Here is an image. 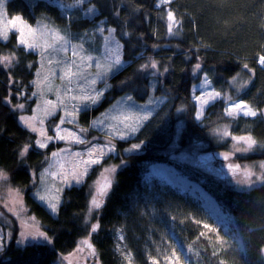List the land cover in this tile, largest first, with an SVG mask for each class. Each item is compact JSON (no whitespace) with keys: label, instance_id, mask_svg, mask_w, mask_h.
Masks as SVG:
<instances>
[{"label":"trees","instance_id":"obj_1","mask_svg":"<svg viewBox=\"0 0 264 264\" xmlns=\"http://www.w3.org/2000/svg\"><path fill=\"white\" fill-rule=\"evenodd\" d=\"M60 3L64 7L53 0H7L6 10L9 15H22L29 23L38 18H49L55 26L64 27L72 34L89 30L103 18L108 19L107 27L120 26L115 35L122 45L124 67L108 75L107 83L111 87L105 91L101 102L89 111L79 112L78 120L88 135L94 132L89 119L120 95L129 94L144 102L152 88L153 97L161 99V103L144 120L139 132L126 141L115 142L116 157L108 156L94 167L82 185L64 188L58 213L53 216L35 200L36 183L33 185L29 179V172L36 174L37 182L49 154L60 147V143H51L46 149L33 147L23 162L16 159L14 150L29 140L34 141L36 136L18 124L20 110L13 112L3 102L9 94L8 80L5 72L0 71V166L9 173V184L22 190L23 200L42 224V231L54 236L56 241L55 251L52 246L37 248L26 242L24 247L18 248L13 243L3 264L9 259L14 264H53L54 261L57 264V253L62 256L71 253L78 240L87 233L84 216L97 169L110 159L120 164L98 211L100 228L91 236L98 264H127L120 251L130 252L133 264H149V256L155 257L154 249L161 241L159 236L163 228L167 232L173 228L187 246L190 264H264V183L248 189H221L222 184H216L212 179L203 183L233 216L243 244L242 252L227 235L206 229L205 226L213 222L198 201L168 186L154 185L149 194L144 182L149 164L158 161L173 164L177 170L200 182L197 178L200 167L193 162L178 161L176 154L193 153V146L200 141L209 150L218 148L219 142L211 137V128L217 124L228 125L232 134L252 135L258 145H264V116L227 118L223 113L225 100H217L206 107L204 116L197 122L194 120L196 104L192 98V88L199 75L207 74L213 87L225 93L233 76L247 73L242 70V65L248 63L255 69V74H251V82L237 98L245 100L257 111L264 107V68L256 63L257 55L264 53V0H174L165 7L176 10L177 19L181 21L176 36L167 33L166 18L161 19L163 9H155L154 0H90L75 7V0H60ZM118 7L121 10L116 18L112 12ZM88 8L96 9L94 15H85ZM145 14L150 17L147 22ZM122 31L129 35H122ZM15 43L14 33L6 44L0 43V54L15 51L19 58V66L11 69L13 79L18 81L11 88L13 105L34 100L27 99L33 92L34 86L30 82L38 67L37 54L16 49ZM197 56L203 67L201 72L193 75ZM149 59L161 62L159 72H163L165 66L169 71L156 76L135 71ZM28 65L32 67L28 68ZM18 89L26 93L19 100L15 98ZM178 107L184 111L178 112ZM132 142L143 143L137 152H124ZM196 151L195 154L208 152L201 148ZM248 157L264 160V147L256 148ZM199 158L202 161L204 156L199 155ZM122 161L125 166L121 168ZM24 165L28 171L21 170ZM145 194L152 203L154 220H150L147 210L143 212L141 197ZM9 219L12 220L11 237L14 240L19 228L12 216ZM117 233L122 236L121 250L115 247Z\"/></svg>","mask_w":264,"mask_h":264},{"label":"snow or ice","instance_id":"obj_2","mask_svg":"<svg viewBox=\"0 0 264 264\" xmlns=\"http://www.w3.org/2000/svg\"><path fill=\"white\" fill-rule=\"evenodd\" d=\"M53 2L58 3L60 7H64V5L60 3V0H53ZM89 2L90 0H75L73 7ZM173 2L174 0H154L153 7L157 10L163 9L161 19L166 18L167 33L171 36H176L179 35V32L177 30L181 25V21L177 19L176 10L170 7H165L171 5ZM6 5L7 0H0V24H2V28H0V43L6 44L10 39V35L14 33L16 34V43L14 46L16 49L23 48L26 53H38L42 60H46L47 65L49 66L53 65L54 63L64 65L62 73L59 77L61 81H66V87L63 95L67 98V101L75 102L71 104V110H69V104L66 103L65 99L60 98L59 93H57L56 100H43L45 118L56 115V110L58 108L63 112L59 122L53 128L55 136L47 135L45 129L43 128V125L45 123L44 119L37 120V117L35 115H18V124L27 131L38 133L39 138L35 139L34 141L29 140L15 149L14 154L16 156V159L19 162H23L33 147L37 149H46L48 148L49 144L53 143L54 141H64L69 145H87L84 151H72V149L69 147L59 149L51 153V157L53 158L67 153L75 161L71 169H65L63 164L60 165L61 172L59 173V179L64 188L71 189L74 186H80L84 183V178L88 175L92 167L101 163L102 157H104L108 153H115V145H111L110 143H93L92 140H88L85 136L80 134L86 132V129H80L78 133L67 128H62L61 126L65 123L75 125L77 113L81 111H89L92 107L101 102L102 98L105 95V91L109 90L111 87L107 83L109 72H119L124 67V62H122L120 55V49L122 48V45L119 42H115V55L111 56L106 65L102 64L99 58H95L96 62L95 64H93L92 61L94 60V57L92 55L84 54L85 50L83 45H81L79 49L72 47L71 54L73 59L71 61L55 58L53 56V53H67L69 51V41L65 38V36L60 35L59 32L49 33L48 35L52 38L53 42L48 43L47 40L41 42L40 39H38L36 36L38 30L29 25L22 15H9L6 10ZM120 10L121 9L118 7L115 11L112 12V16L118 18L120 15ZM95 12V8H88L85 15H94ZM101 16H103V13H101ZM144 19L145 22H147L150 17L145 14ZM107 23V18L100 19L99 22L95 25L96 31L103 32L107 30L109 32H116L117 27H120L118 25L106 29L104 26ZM122 35L127 36L129 35V33L126 31H122ZM109 54L110 53L106 55ZM77 57H79V60L82 61V63L77 62ZM187 58L191 59V57ZM196 60L197 62L195 63L192 70L193 75L201 72L203 67L200 62L199 56L196 57ZM256 63L261 68H264V53L257 55ZM38 64L39 67H44V64L42 62L38 61ZM18 66L19 58L16 56L15 51H13L11 54H0V71H4L7 76L9 91L8 96L4 99L3 102L13 112L17 110L23 111L25 109V104L23 103H17L15 105H13L12 103L13 95L11 88L12 85L17 84L18 81L13 79L11 69ZM160 66V61L149 59L146 63L141 64L135 71L146 73L151 76H156L158 74L163 75V73L169 71L168 67L165 66L163 67V72L158 73V69ZM27 67L31 68L32 65H28ZM93 67H95L97 71L94 75L90 76L88 70L92 69ZM242 70L247 71L253 76L255 74V69L251 68L248 63H244L242 65ZM52 74L55 75V72H53ZM34 75L36 77H39L41 75L39 69L34 73ZM44 79L47 80L48 77L45 76ZM232 80L236 81V76H233ZM250 82V80L244 81L243 84H241V88L246 87ZM30 83L39 89L40 85L38 80L33 79ZM98 83L102 84L103 87L97 88L96 85ZM211 84L212 82L208 79V75L205 74L202 84L194 85L193 87H199L203 89L210 87ZM49 91H51V88H49ZM40 94L41 93H39L38 91H34L28 98L31 99L32 97H36ZM25 95L26 93L22 89H18L15 98L19 100L20 97H23ZM217 100H225L227 102L226 107L224 108V114L227 117L235 119L240 116L253 118L257 117L258 115L264 116V110L258 112L245 100H234L233 96L222 97L221 92L215 91L213 89L211 91H202L200 95L195 96V103L198 107L195 112L194 120L199 122L206 106L214 103ZM125 101L129 102L130 105L135 104L134 97L128 94H125L119 101H117V104H122ZM159 102L161 101L158 100L157 103ZM149 103H152L151 98L149 99ZM40 107V104L36 105V109H39ZM49 107L51 110H49ZM36 109H33V112H35ZM177 111L183 112L184 109L182 107H178ZM113 119L118 120L119 126H122L123 128V130H120L119 126H114L117 128L119 139L121 141H126L129 136H134L141 130V127L143 126L142 121L148 119V114H145L142 117L136 116L134 121L130 115H125L122 119L118 117H113ZM37 123L41 127H36ZM93 123H95V121ZM214 131L221 138H227L230 136V132L227 128L216 129ZM113 134L115 135L116 133ZM230 138L232 141L236 142L237 145H242V147H236L235 152L249 153L251 151H254L258 147H264V145H258L257 140L254 139L252 135H231ZM95 139L96 138L93 137V140ZM142 143L143 142L133 143L130 148H125L124 151L132 152L134 150L140 149ZM232 155L233 153L226 152L223 154V159L229 160ZM124 166L125 165L122 161L120 167L122 168ZM227 168L234 174L238 169L241 168V165H233L229 163L227 165ZM259 168L264 169V163L260 164ZM21 170L28 171L27 165H24ZM116 170L117 169L115 167H112L110 170L108 168H105L104 172L100 173V175L103 176L104 179L103 182L97 181V188L95 194L92 195L90 207L88 208L89 219H85L84 221L86 227L90 228L91 230L90 234L97 233L98 229L100 228L99 222H89L92 216V212L93 210L99 211L102 208L104 204V198L108 194V191L112 187L113 183L108 176L104 175V173L109 171L115 172ZM35 175L36 174L34 172H29V179L31 180L33 185H35L36 183ZM52 175L57 176V173H53ZM244 176L247 178L245 184L249 187L253 186L255 181L264 183V173H261V175H256L255 172L245 169ZM252 177H255V181L252 180ZM10 179L11 177L9 173L2 166H0V182H9ZM64 188L56 189V195L52 196L51 198L47 195H40L39 192L36 193L39 197V200L46 205V207L50 210V213L53 215L58 213L59 205L61 202L59 193L62 192ZM15 191L17 192V196H19L18 190ZM26 242L28 246L37 248L52 246L53 251H55V237L50 236L46 231H40L39 229L27 233L25 231H20L17 237L13 240L10 233H5L3 230H0V254H2L0 255V264H3L4 256L7 255L8 249L13 243H15L18 248H20L24 247L26 245ZM81 244L86 245L91 250L92 254L95 255V249L87 239L81 241ZM57 259H66V257L57 253ZM7 264H14V261L9 259ZM53 264H56V262L54 261ZM153 264H155V262H153Z\"/></svg>","mask_w":264,"mask_h":264},{"label":"rangeland","instance_id":"obj_3","mask_svg":"<svg viewBox=\"0 0 264 264\" xmlns=\"http://www.w3.org/2000/svg\"><path fill=\"white\" fill-rule=\"evenodd\" d=\"M16 15V14H14ZM28 22V21H27ZM33 28H36L38 31L36 33V36L38 39H40L41 42L44 40H47L48 43H52V38L48 35L49 33H55L59 32L60 35L65 36V38L69 41V51L67 53H53V56L58 59L71 61L73 59L71 50L72 47H75L77 49L80 48L81 45L84 46V54L92 55L94 57V60L92 61L93 64H95V58H99L101 63L106 65L107 62L110 60L111 56L115 55V42H119L117 39L115 32H109V31H103L98 32L96 31L95 24L92 28L89 30H85L78 34H72L69 33L64 27L60 28L59 26H55L53 23L50 22L49 18L48 20L46 18H38L34 23H29ZM106 29L111 28L104 26ZM0 28H2V24H0ZM16 36V34H14ZM120 43V42H119ZM121 44V43H120ZM110 53L109 55H106ZM38 56V61L42 62L44 64V67H37V70L39 69L41 75L39 77L34 76V79L39 81V89L34 86L33 92L38 91L41 93L40 95L36 97H32L33 101L23 102L25 104V111L30 112H22L21 110L18 115H26V116H32L35 115L37 117V120L44 119L45 123L43 125V128L45 129L47 135L49 136H55V132L53 131L54 126L59 122L61 115L63 112L58 108L56 110V115L45 118V112H44V104L43 100L45 99H57V93L60 94L61 99H65L66 103L69 104V110H71V104L75 102H69L67 101V98L64 97L63 93L66 87V81H61L59 78L62 70L64 68V65L56 64L49 66L47 65L46 60H42V58L36 53ZM122 54V51L120 49V55ZM78 63H82V61L79 60V57L76 58ZM122 60V57H121ZM123 62V60H122ZM86 63V62H83ZM36 70V71H37ZM97 70L95 67L92 69H89V75L92 76L95 74ZM55 72V75L52 73ZM114 72V71H113ZM112 72H109V74ZM158 73H161L158 71ZM108 74V75H109ZM203 75H199V78H196V82L194 85L202 84L203 82ZM47 76L48 79L45 80L44 77ZM209 79V78H208ZM251 79L250 73H244L240 72L238 75H236V81H233L230 79L229 82V88L225 93H221L222 97L227 96H233L234 100H239L237 98V95L242 91L244 88H241V84H243L244 81H248ZM210 80V79H209ZM193 85V86H194ZM97 88L103 87L102 84L98 83L96 85ZM49 88H51V91H49ZM193 94L192 98L195 102V96L200 95L202 91H211L216 90L213 85L211 84L210 87L207 88H199V87H193ZM239 89V90H238ZM120 95L117 98H115L106 108L101 110L100 113H98L96 116L91 117L89 119V126L93 128L94 132H91V135H88L86 132L80 133L81 135L85 136L88 140H92L93 143L98 144H105L110 143L111 145H115V142L119 139L117 128L114 126H119V121L114 120L113 117H118L120 119L123 118L125 115H130L135 120L136 116H143L145 114H148V116L153 112V110L158 107V105L161 103H157V101H161V99L155 98L152 95V88L150 90V93L144 102H140L136 99L135 104H129V102L125 101L122 104H117V101H119L123 96ZM129 95V94H128ZM31 98V99H32ZM151 98L152 103H149V99ZM27 100H30L29 98ZM226 101L224 108L226 107ZM40 104L41 107L39 109H36V105ZM196 104V103H195ZM196 105V110H197ZM207 107V106H206ZM223 108V113H224ZM33 109H36L35 112H33ZM143 109V110H141ZM49 110L50 107H49ZM206 110V108H205ZM204 110V113H205ZM264 110V107L261 109ZM260 110V111H261ZM259 112V111H258ZM204 113L202 117L204 116ZM201 117V118H202ZM227 117V116H226ZM243 117V116H242ZM231 118V117H227ZM79 113H77L76 118V124H68L65 123L62 125V128H67L72 131L78 132L82 129V126L79 122ZM95 121V123H93ZM102 122V123H101ZM144 120L142 121L143 124ZM135 126V125H134ZM36 127H41L38 123L36 124ZM90 128V129H91ZM120 130H123L122 126H119ZM227 128L228 125L223 124H217L216 126H213L211 128V137L215 138L216 141L219 142L218 148L215 149H208L205 147V143L200 141L196 143L193 147V153L189 154L188 152H178L176 154L178 161H184V162H193L195 165L199 166V173L200 175L197 176V178L200 180V182H197L193 179H191L189 176H186L183 171L177 170L172 165L165 163V162H153L149 164L148 169L146 173L144 174V182L147 184V189L149 191V194L151 191H153L154 185H161V186H168L177 192L183 194L187 198L198 201L203 209L208 214L209 218L213 222L210 225H206V229H208L210 232L225 234L233 240L237 247L242 250V247L239 245L237 233L238 229L233 228L232 221L230 219L231 214L218 203V201L207 191L205 190L210 197L201 196L199 192L191 193L188 189V186H186V180L184 178H187L188 180H192L200 184L203 188V183L212 180H215L213 182L221 183V189L225 187H235L238 189H248L250 188L245 184L246 177L244 176L245 169L249 171H253L256 173V175H261V173H264V169H260L259 165L264 163V160L257 159L253 160L248 157L249 153H243V152H235L236 147H242V145H237L236 142L231 140V135L240 136V135H248V134H232L230 133V136L227 138H221L219 135L215 133L214 130L216 129H223ZM84 129V128H83ZM96 129V130H95ZM113 133H116L115 135ZM36 139L39 138L38 133H35ZM93 137L96 139L93 140ZM133 136H129L131 138ZM54 145L56 143H60V147H56L53 151H57L59 149L63 148H71L72 151H84L87 147V145L81 144H67L64 141H54ZM133 143H139V142H132L130 145H128L125 148H130ZM51 144V143H50ZM124 148V149H125ZM196 148L206 149L208 152H200L198 154H195ZM139 149L134 150L132 152H137ZM52 151V152H53ZM124 151V150H123ZM51 152V153H52ZM125 152V151H124ZM226 152H231L233 155L230 157L229 160L223 159V154ZM51 153L49 154L47 163L43 170L40 172V174L37 177L36 182V188L33 191V196L35 200H37L39 203H41L49 212L50 210L46 207V205L39 200L38 195L36 194L39 192L40 195H47L50 198L54 195H56V189L64 188V186L61 184L59 179V173L61 172L60 165L63 164L65 169H71L72 165L75 163L73 158L67 154H61L58 157H51ZM208 153V154H207ZM117 151L115 153H108L104 157H102V161L107 159L108 156L116 157ZM171 155V152H168V155ZM199 155L204 158L200 161ZM231 163L233 165L239 164L241 165V168L238 169L234 174L227 168V165ZM120 163L114 161L113 159H110L107 164H103L99 169L96 171L98 172L97 176L94 178L92 182V187L89 193V200H88V206L85 212L84 219H89L88 217V208L90 207V201L92 198V195L95 194L96 188H97V181L103 182L104 177L100 175V173L104 172L105 168H108L109 170L112 167H117ZM100 165V164H98ZM97 165L93 166L96 167ZM192 168L196 171H198L194 165H191ZM90 170V172L92 171ZM47 170V171H46ZM89 172V173H90ZM53 173H57V176H53ZM88 173V174H89ZM104 175L108 176L109 179H114V172H106ZM86 178V177H85ZM84 178V181H85ZM252 180L255 181V177H252ZM239 182V183H238ZM262 182L255 181L253 186L259 185ZM251 186V187H253ZM191 187V186H190ZM13 188L9 182H0V222H2L5 226L2 227L0 224V230H3L5 233H10L12 235V220L9 219L11 216L13 217V220H15V224L19 228L20 231L32 232L36 229H39L42 231V224L39 222L35 214L31 213L28 209L27 204L23 200V193L22 190H18L19 196H17V192ZM60 200H61V192L59 193ZM150 197H154L153 195H150ZM142 201L141 204L143 205V212L147 210L149 212V218L150 220L155 219V214L153 211L152 203L150 202L149 196L144 195L141 197ZM155 198V197H154ZM105 201V198H104ZM136 205V204H134ZM215 205L218 207L216 209ZM11 215V216H5V214ZM51 214V213H50ZM145 214V213H144ZM53 215V214H51ZM56 215V214H55ZM97 215L98 211L93 210L92 216L89 220L90 223H96L97 222ZM54 216V215H53ZM34 218V219H33ZM27 222V223H25ZM234 222V221H233ZM172 227V226H171ZM233 229H232V228ZM169 231L165 230L163 228L162 234L160 237V242H158V245H156L154 252H156L155 257L149 256L148 263L153 264H190V256L188 254V248L186 245L182 243L180 238L177 236V234L172 229H168ZM90 228L87 227V233L86 235L82 236L77 244L75 249L66 255H63L66 257V259L58 260L57 264H68L70 262L80 261L81 259L85 258L86 255L89 253L88 249L86 248V245L81 244V241L84 239H87L89 241V235H90ZM18 232V233H19ZM18 235V234H17ZM116 238V249L121 250L122 249V239H121V233H117ZM123 254V257L127 264H133L132 262V255L130 252L126 251H120ZM81 254H84L83 256ZM175 254V255H173ZM178 258V260H177Z\"/></svg>","mask_w":264,"mask_h":264},{"label":"bare ground","instance_id":"obj_4","mask_svg":"<svg viewBox=\"0 0 264 264\" xmlns=\"http://www.w3.org/2000/svg\"><path fill=\"white\" fill-rule=\"evenodd\" d=\"M35 134V133H34ZM170 165H172L173 166V164H170ZM174 167V166H173ZM187 176V175H186ZM185 180H186V186H188V189H189V191L191 192V193H194L195 191L196 192H199L200 193V195L201 196H205V197H210V195L205 191L206 189L205 188H203L200 184H198L197 182H198V180L197 179H193V180H195V181H197V182H195V181H192V180H188L187 178H184ZM191 186V187H190ZM181 194V193H180ZM181 195H183V194H181ZM211 198V197H210ZM212 199V198H211ZM221 205V204H220ZM218 206V205H217ZM216 205H215V207H216V209H218V207H217ZM219 210V209H218ZM220 211V210H219ZM221 212V211H220ZM230 219H231V223H232V225H233V228L234 229H236V224H235V222H233L234 221V219H233V216L231 215V217H230ZM232 228V227H231ZM232 228V229H233ZM92 234H90L89 235V243H91L92 244V246H93V243H92ZM237 239H238V241H239V245H240V247H242V250L240 249V251H242V252H244V250H243V244H242V241H241V237H240V235H239V232L237 233ZM87 249H88V251L90 252L91 250L88 248V247H86ZM93 248H94V246H93ZM96 253V252H95ZM89 254V253H88ZM87 254V255H88Z\"/></svg>","mask_w":264,"mask_h":264},{"label":"flooded vegetation","instance_id":"obj_5","mask_svg":"<svg viewBox=\"0 0 264 264\" xmlns=\"http://www.w3.org/2000/svg\"><path fill=\"white\" fill-rule=\"evenodd\" d=\"M81 255L83 256L84 254H81ZM68 264H98L97 255L96 253L95 255H93L92 252L90 251L89 254L86 255V257L81 259L80 261L70 262Z\"/></svg>","mask_w":264,"mask_h":264}]
</instances>
